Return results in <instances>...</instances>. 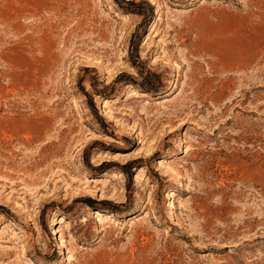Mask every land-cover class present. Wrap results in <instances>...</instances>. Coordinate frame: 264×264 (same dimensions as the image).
<instances>
[{"label":"rangeland","instance_id":"1","mask_svg":"<svg viewBox=\"0 0 264 264\" xmlns=\"http://www.w3.org/2000/svg\"><path fill=\"white\" fill-rule=\"evenodd\" d=\"M0 217V264H264V0H0Z\"/></svg>","mask_w":264,"mask_h":264},{"label":"bare ground","instance_id":"2","mask_svg":"<svg viewBox=\"0 0 264 264\" xmlns=\"http://www.w3.org/2000/svg\"><path fill=\"white\" fill-rule=\"evenodd\" d=\"M154 3H155V2H152V4H154ZM140 96H141V97H144V96H146V95H145L144 93H142V94H140ZM103 103H104V105H103L104 108H105V107H106V108H109L108 105H107V104H108V101H107L106 99H104ZM174 131H175V128H170V130H168V135L171 134V133H173ZM183 148H184V147H183ZM112 161H114V160H112ZM143 171H144V169L139 168V172H140V173H142ZM139 172H138V173H139ZM138 173H137V174H138ZM143 173H144V172H143ZM140 175H141V174H140ZM135 178H136V180L139 179L137 175H136ZM171 195H175V193H173V192L170 193V192H169V194H168L167 197H172ZM150 200H151V197H148L147 202H149ZM168 206H169V204H168ZM173 206H174V204H173ZM173 206L171 205L170 207H173ZM93 215L96 216V217L94 218V220H95L97 223H100V222H101V219H100L99 217L101 216V212H100L99 210H97V209H96V210H93ZM112 216H113V215H111V214H110V215H107L106 219L110 221V220H112V218H113ZM0 219H2V217H0ZM55 221H56V222H60V221H65V220H64L62 217H60L59 220H58V219H55ZM53 223H54V222H53ZM49 224H50V223H49ZM54 227H55V226H54ZM57 227H58V226H57ZM2 228L5 229V230H6V229H9V225H4V224H3V225H2ZM51 230H52V229H51ZM101 230H102V229H100L99 231H101ZM58 232H60V229H59V228H58V229H54V232H53V233H54V234H56V233L58 234ZM59 241H60V240H59ZM60 242H61V241H60ZM80 247H81V246H80ZM20 249H21L20 251H21L22 254L24 255V254H25V250H24V248L22 247V248H20ZM67 250H68V249H67ZM64 253H65V252H64ZM23 262H24V264H39V263H37L36 261H34L33 259H31V258L28 257V256L24 258Z\"/></svg>","mask_w":264,"mask_h":264},{"label":"trees","instance_id":"3","mask_svg":"<svg viewBox=\"0 0 264 264\" xmlns=\"http://www.w3.org/2000/svg\"><path fill=\"white\" fill-rule=\"evenodd\" d=\"M106 201L103 202V204L105 203Z\"/></svg>","mask_w":264,"mask_h":264}]
</instances>
